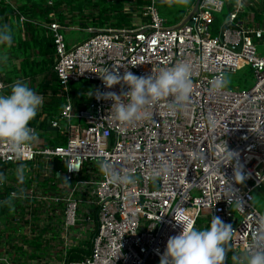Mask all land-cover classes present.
I'll list each match as a JSON object with an SVG mask.
<instances>
[{
    "label": "built area",
    "instance_id": "2783aa9c",
    "mask_svg": "<svg viewBox=\"0 0 264 264\" xmlns=\"http://www.w3.org/2000/svg\"><path fill=\"white\" fill-rule=\"evenodd\" d=\"M1 1L17 10L14 0ZM143 1L131 0L132 27L87 28L91 36L75 44L63 34L82 29L73 17L61 25L52 14L54 21L41 25L52 35L54 72L66 97L49 120L56 134L48 138L65 144L45 147L38 139L18 158L0 140V203L10 210L0 215V264H160L168 239L182 231L176 213L198 229L210 227L213 216L232 225L222 264L254 250L264 231V212L255 206L264 187V0H200L176 26L156 0ZM180 62L192 68L186 112L172 114L168 96L146 119L122 124L109 117L113 101L97 98L128 90L107 88V72L147 77ZM247 68L254 76L249 88L212 91L218 76L227 80ZM85 81L93 84L92 100L77 109L70 85ZM5 88L0 80V93ZM104 160L134 183L113 184L99 167ZM237 168L242 184L234 179Z\"/></svg>",
    "mask_w": 264,
    "mask_h": 264
},
{
    "label": "clouds",
    "instance_id": "9594fccd",
    "mask_svg": "<svg viewBox=\"0 0 264 264\" xmlns=\"http://www.w3.org/2000/svg\"><path fill=\"white\" fill-rule=\"evenodd\" d=\"M12 42L13 34L9 26L0 25V45H10ZM191 75L192 68L187 62L177 63L147 77L134 75L131 71H126L123 76L118 72H107L101 76L107 88L121 84L128 90L120 95L115 92L101 93L97 98L113 101L109 117L122 124L146 119L149 116L148 109L168 96L173 97L172 114L186 112L193 91ZM226 85L227 80L218 76L213 81L212 91H219ZM122 97L127 99V103L122 101ZM43 103V96L23 82H15L8 94H0V140L6 141L18 158L23 156L26 144L38 141V133L29 124L37 116ZM228 154L234 161L236 153L228 150ZM127 158L132 160L135 157L130 154ZM98 163L101 171L107 174L113 184L134 183L132 176L114 170L106 160ZM72 170L74 168L69 167V171ZM18 178L23 180L22 170H18ZM234 179L237 184L245 181L246 177L240 168L235 170ZM228 190L234 197L231 183ZM228 201L232 203V200ZM174 219L182 231L168 239L160 264H222L226 255L225 245L234 235L231 224L213 216L210 227L198 229L190 216L176 213ZM253 249L242 258L234 257V260L237 264H264V231L259 238L254 237Z\"/></svg>",
    "mask_w": 264,
    "mask_h": 264
},
{
    "label": "trees",
    "instance_id": "16d2710c",
    "mask_svg": "<svg viewBox=\"0 0 264 264\" xmlns=\"http://www.w3.org/2000/svg\"><path fill=\"white\" fill-rule=\"evenodd\" d=\"M195 1L185 4L182 0H168L172 9L161 13V15L168 20L169 26H176L187 17L188 11L194 6ZM136 4L142 6L145 2L137 0ZM136 10L131 0H22L17 10L6 4L5 1H1L0 25L7 24L12 32L13 23L11 18L17 17L20 19L22 16L25 21L24 23L18 21L17 27L19 32L22 29L26 32L27 38L23 40L20 35L16 36L12 32L13 42L10 45H5H16L12 48L15 56H13V59L19 58V54H21L22 63L20 69L16 66L9 67L8 60L0 58L1 82L6 87L4 92L0 94H8L15 82H23L33 89L35 88L36 79L46 75L45 81L37 91L41 92L49 89L52 91L54 98L50 104L51 108L46 111L54 113L53 111H57L65 104L66 97L54 72L55 45L52 35L47 33L48 30L44 25H41L52 23L54 20L51 15L54 14L61 25L65 24L66 16L73 17V25L80 26L83 30L87 28L104 29L107 27L122 29L132 27V14ZM40 32H44V34L40 36ZM34 50H38L41 60L36 57ZM248 72L251 73L250 70ZM241 86H246V83L243 82ZM93 88V84L86 81L70 85V96L77 109L91 102L92 97L88 93L92 92ZM53 104L54 107H52ZM40 116V110H38L37 116L29 124L30 128L36 129L38 139H45V147L55 148L64 145L65 140L60 137L56 136L54 140L48 138V135L56 133L47 130V120L39 124ZM0 200H2L1 196ZM255 205L260 211H264V187L255 194ZM9 211V207L5 203H0V215H5Z\"/></svg>",
    "mask_w": 264,
    "mask_h": 264
},
{
    "label": "crops",
    "instance_id": "0c3cea01",
    "mask_svg": "<svg viewBox=\"0 0 264 264\" xmlns=\"http://www.w3.org/2000/svg\"><path fill=\"white\" fill-rule=\"evenodd\" d=\"M14 2H16V7L15 8H17L22 3V0H14ZM195 3H196V1H195ZM12 18H11L12 23H13L12 24V32L16 36H19L20 35V37L23 40H25L27 38L26 32H24L23 29H22V31L19 32V29L17 27L18 21L21 22V23H24V21H22L21 19H19L17 17H14L13 19ZM15 24H16V27H15ZM40 33H41L40 36L42 34H44V32H40ZM47 33H49V32H47ZM75 42H76L75 39L72 38V42L70 43L68 41V44H75ZM15 46L16 45H12V46L0 45V58H2L4 60H8L7 61V64H8L9 67L16 66L18 69H20L21 68V63H22L21 54H19V56H20L19 58L13 59L15 56H14V54L12 52V48L15 47ZM34 54L36 55V57L39 58V60H41L40 53L38 52V50L37 51L34 50ZM45 78H46V75L38 77L36 79L35 83H34V87L35 88H33V90L37 94L43 96V98H44L43 106L39 109L40 110V114H41L40 119H39V124L47 120V130L49 132H52L53 133V131H51L52 128L49 126V120L57 117L58 114H59V112H60V110L63 108L64 105L61 106L60 108H58L57 111H53L54 113H49L48 111H46L47 109H50L51 108V105L50 104L52 103V99L54 98V94L52 93V91L50 89L49 90H43V91L40 90L41 92H38L37 91V89L40 87V85L45 81ZM60 97H61V95H60ZM54 106L55 105L53 104L52 107H54ZM42 140L45 141L44 138L43 139H40V141H42Z\"/></svg>",
    "mask_w": 264,
    "mask_h": 264
},
{
    "label": "rangeland",
    "instance_id": "374dc122",
    "mask_svg": "<svg viewBox=\"0 0 264 264\" xmlns=\"http://www.w3.org/2000/svg\"><path fill=\"white\" fill-rule=\"evenodd\" d=\"M156 1H157L156 7H157L158 11L160 12V14L165 12V11H168V10L170 11L172 9V8H170L168 0H156ZM182 1L185 4H189L194 0H182ZM170 2H172V1H170ZM222 23H223V20H220L217 23V27H220ZM63 34L65 36L67 43H68V41L71 43L72 38L75 39L76 42H83L84 40H87L91 36L90 33L84 31L83 29L67 30V31H63ZM248 70H250V69L247 68V69H244V70L238 72L237 74L229 75L228 79H227V85L226 86L229 88L240 87L241 89H246V88H249L250 86H252L254 83V76L252 74V71L250 70L251 73H249ZM243 82L246 83V86H244V88H242L240 85ZM260 196H261V192H260ZM262 200L263 199L261 198V201Z\"/></svg>",
    "mask_w": 264,
    "mask_h": 264
},
{
    "label": "water",
    "instance_id": "95a60500",
    "mask_svg": "<svg viewBox=\"0 0 264 264\" xmlns=\"http://www.w3.org/2000/svg\"><path fill=\"white\" fill-rule=\"evenodd\" d=\"M199 3H200V0H196V3H195L194 8H193V11H192L191 14L188 16V18L185 20V22L188 21V20L190 19V17L193 15L194 12H197V11H198ZM185 22H184V23H185ZM1 77H2V76H1V73H0V80H1ZM51 131L54 132V131H56V130H53V129H52Z\"/></svg>",
    "mask_w": 264,
    "mask_h": 264
}]
</instances>
